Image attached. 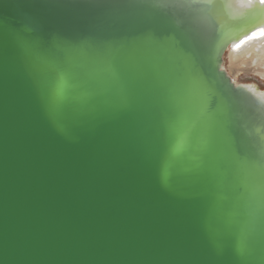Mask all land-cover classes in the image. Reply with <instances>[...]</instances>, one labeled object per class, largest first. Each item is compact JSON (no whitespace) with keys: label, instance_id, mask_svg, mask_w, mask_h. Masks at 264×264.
I'll use <instances>...</instances> for the list:
<instances>
[{"label":"water","instance_id":"water-1","mask_svg":"<svg viewBox=\"0 0 264 264\" xmlns=\"http://www.w3.org/2000/svg\"><path fill=\"white\" fill-rule=\"evenodd\" d=\"M247 1L0 0V264H264V99L224 68Z\"/></svg>","mask_w":264,"mask_h":264},{"label":"snow or ice","instance_id":"snow-or-ice-1","mask_svg":"<svg viewBox=\"0 0 264 264\" xmlns=\"http://www.w3.org/2000/svg\"><path fill=\"white\" fill-rule=\"evenodd\" d=\"M153 8L157 9H169L179 7V0H148ZM264 4V0H260ZM160 46L163 47V42H160ZM115 46L110 44H105L103 42H98L95 46L94 62L104 65L105 69L108 71L112 70ZM34 54L40 56L39 46H36ZM80 73L77 66L69 65L66 69L60 71V82L61 85L68 84L69 80H79ZM87 84V81L84 82ZM180 105V115L177 118L178 128L174 129L178 135V143L183 146L187 143L188 134L191 128L195 126L197 122H203L204 113L202 110H198L197 107L192 103V94L182 95L179 99ZM205 127V139L203 141V147L207 150L213 140V129L211 125H204ZM241 180H247L249 174L243 168L238 176Z\"/></svg>","mask_w":264,"mask_h":264},{"label":"bare ground","instance_id":"bare-ground-1","mask_svg":"<svg viewBox=\"0 0 264 264\" xmlns=\"http://www.w3.org/2000/svg\"><path fill=\"white\" fill-rule=\"evenodd\" d=\"M237 2L241 6H250L247 0ZM226 55L229 56L230 71L234 76L241 72L253 71L264 77V27L229 47Z\"/></svg>","mask_w":264,"mask_h":264},{"label":"rangeland","instance_id":"rangeland-1","mask_svg":"<svg viewBox=\"0 0 264 264\" xmlns=\"http://www.w3.org/2000/svg\"><path fill=\"white\" fill-rule=\"evenodd\" d=\"M224 61L225 70L236 84H243L255 94L264 97V77L253 71L241 72L238 76H234L230 71L229 56L226 55Z\"/></svg>","mask_w":264,"mask_h":264}]
</instances>
